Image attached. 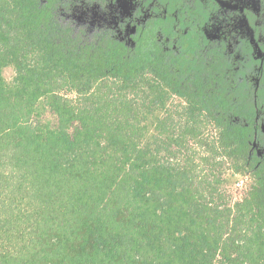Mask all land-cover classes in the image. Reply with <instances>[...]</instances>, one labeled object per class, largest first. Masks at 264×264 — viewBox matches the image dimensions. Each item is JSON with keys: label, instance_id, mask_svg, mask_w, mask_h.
I'll return each instance as SVG.
<instances>
[{"label": "trees", "instance_id": "trees-1", "mask_svg": "<svg viewBox=\"0 0 264 264\" xmlns=\"http://www.w3.org/2000/svg\"><path fill=\"white\" fill-rule=\"evenodd\" d=\"M151 1L0 0V264H264V80Z\"/></svg>", "mask_w": 264, "mask_h": 264}, {"label": "flooded vegetation", "instance_id": "flooded-vegetation-1", "mask_svg": "<svg viewBox=\"0 0 264 264\" xmlns=\"http://www.w3.org/2000/svg\"><path fill=\"white\" fill-rule=\"evenodd\" d=\"M144 1L117 0V11L121 16H126L139 6L143 7ZM198 1L208 17L202 28L206 37L212 42L224 43L236 54V59H243L245 64L250 62L252 67L245 76L254 83L257 90L260 82L264 80V0ZM151 3L150 7L153 5ZM254 122L251 152L262 157L259 138L264 133V112L256 113Z\"/></svg>", "mask_w": 264, "mask_h": 264}, {"label": "rangeland", "instance_id": "rangeland-1", "mask_svg": "<svg viewBox=\"0 0 264 264\" xmlns=\"http://www.w3.org/2000/svg\"><path fill=\"white\" fill-rule=\"evenodd\" d=\"M245 181H246L245 178H239L237 181L239 184L235 185L232 188L231 192L233 194V200H237L240 198V196L242 194V189L244 187L243 183H245Z\"/></svg>", "mask_w": 264, "mask_h": 264}]
</instances>
